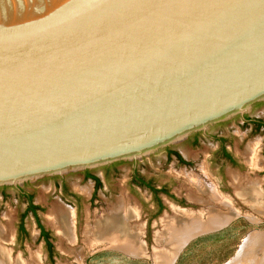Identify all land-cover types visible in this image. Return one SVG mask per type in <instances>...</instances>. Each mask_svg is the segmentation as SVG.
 Segmentation results:
<instances>
[{"label":"water","instance_id":"obj_1","mask_svg":"<svg viewBox=\"0 0 264 264\" xmlns=\"http://www.w3.org/2000/svg\"><path fill=\"white\" fill-rule=\"evenodd\" d=\"M264 101V0H0V188L139 161Z\"/></svg>","mask_w":264,"mask_h":264},{"label":"rangeland","instance_id":"obj_2","mask_svg":"<svg viewBox=\"0 0 264 264\" xmlns=\"http://www.w3.org/2000/svg\"><path fill=\"white\" fill-rule=\"evenodd\" d=\"M249 115L264 118V101L255 105ZM242 121L241 118L235 117L222 122V125L212 126L208 134L201 137L198 146H193L188 141L191 136L183 142L171 146L177 148L186 159L191 160V166L178 164L176 160L167 161L166 149H164L139 161H122L118 164L117 172H112L108 178L105 175L104 167L93 169V172L103 181V187L99 190L94 203H91L90 200L94 182L92 179L84 178L83 171L60 176L64 177L71 190L82 197L80 204L69 196L66 197L70 201L72 200L71 202L65 197L63 198L61 189L56 187V179L53 177L27 182L19 188L8 186L5 197L0 191V227L8 226L10 236V241L3 243L11 249L10 253L13 254L14 260L19 258L25 264H162L159 253L165 248V245L161 246L163 243L159 241V237L162 236V233L166 236L165 221L174 219L179 210L176 209L171 198L169 200L162 194L166 208L152 222L151 235L146 237V221L151 216L155 201L153 194L148 189L131 184L130 179L136 166L142 173L155 177L158 184L168 183L172 192L180 197L188 198L189 194L194 193L195 199L186 205L187 209L200 211L210 204V201L204 202L201 199L205 197L199 192L198 185L192 183L191 177L193 176L197 179L198 184L216 187L226 196L228 195L229 197H227L233 199L232 201L239 211V214H234L235 216L226 224L201 230L192 235L178 250L177 256L171 264H264V216L238 197L234 185L231 184L232 181L230 183L232 179L229 174L234 171L241 174L243 178L245 177L244 179L258 180L264 191V156L262 152L264 135L260 131L251 133L250 126L243 127ZM213 134L226 136L227 147L237 159V165L223 163V160L218 158L219 142L210 136ZM249 144L259 146L257 151L260 156V167H251L246 162L244 153L250 146ZM200 179L202 180L200 181ZM22 188L33 192L36 203L44 209L40 210L39 216L42 224L53 234L56 250L54 257H51L47 244L40 237L38 220L32 214L26 219L28 236L20 237L18 225L21 213L26 206L25 199L20 195ZM123 198L128 200V206L135 211L134 215L127 218V220L129 219L127 222L131 223L130 234L143 236L144 242L141 243L144 246V252L141 254L129 253L117 246H112L110 242H101L100 239L87 240L86 225H89V222L90 225H95L97 219L121 208ZM214 206L225 212L230 211L228 207L224 209L218 205ZM55 207L73 212L76 235V241L73 243L67 242L64 238L60 239L58 230L48 221L47 215ZM250 215L257 219L250 218ZM255 236L260 237L258 239L261 241L254 245ZM251 248L252 251H250ZM33 260L35 261L33 262Z\"/></svg>","mask_w":264,"mask_h":264},{"label":"bare ground","instance_id":"obj_3","mask_svg":"<svg viewBox=\"0 0 264 264\" xmlns=\"http://www.w3.org/2000/svg\"><path fill=\"white\" fill-rule=\"evenodd\" d=\"M257 148L259 149V146L256 147V145H250L247 147L244 153L246 157V162L251 167H260V156L258 154ZM230 175L237 196L240 197L246 203H248L249 206L253 208V210H256V212L264 216V191L259 181L253 180L252 178L251 180L244 179L245 177L243 178L241 174L236 173L234 171L230 172ZM191 180L194 185H198L196 186L198 187L201 195H204L205 198L201 199H203L204 202L210 201L211 205L208 204L209 206L207 208H203L200 211L176 208L180 211H178L177 213V218L175 217L172 220L165 221L166 236H164L162 233V236L160 235L161 237H159V241L163 243V245L161 246L164 247L165 245V248L159 253V255L161 256L162 264H171V262H173V260L176 258L178 250L183 244L186 243V241L192 235L198 233L201 230H207L208 228L212 229L214 227L222 226L226 224L231 218H233V216H235L234 214H239L235 203L232 201L233 199L231 200L230 198H228V195L227 197L222 191H220L216 187L206 186V184L204 186V184L202 185L201 183L198 184L197 179L193 176L191 177ZM201 180L202 179H200V181ZM193 194H189V198H191L192 200L195 199ZM127 201L128 200L126 198H123V201H121L123 203L121 208L117 209L116 211H112L110 214L105 215L101 219H97L96 223H94L95 225H90L89 222V225H86L87 228L85 229V233L89 237H87V240L89 239L90 241L91 239H100L101 242H110L112 246H117L118 248H121L132 254L143 253L144 246L141 243L143 241L142 237L132 235L130 234L131 232L129 233V226H131V223L127 222L129 220H127V218L130 215H134L135 211L128 206ZM214 205L221 206L224 209L228 207L230 211L228 210V212H225L223 210H219V208ZM250 218L255 220L257 219V217H254L253 215H250ZM47 219L50 224L58 230V233L61 237L60 239L64 238L67 240V242L70 243L76 241V235L74 232L75 223L73 221V212L63 210L59 207H55L49 212V214L47 215ZM3 227H0V264H25L19 258L17 260H14L12 254L7 249L6 245L3 243L6 241L8 242L10 238L8 233V226L5 228ZM156 237L158 239V235ZM258 238L260 237L255 236L254 240L252 238L254 245L256 243L259 244V242L261 241V239ZM98 242L100 243V241ZM240 251L238 252V254L240 253ZM250 251H252V248L250 249ZM34 259L36 258L34 257ZM34 261L35 260H33V262Z\"/></svg>","mask_w":264,"mask_h":264},{"label":"flooded vegetation","instance_id":"obj_4","mask_svg":"<svg viewBox=\"0 0 264 264\" xmlns=\"http://www.w3.org/2000/svg\"><path fill=\"white\" fill-rule=\"evenodd\" d=\"M236 118H241L243 120L242 123H241L243 127L245 125L250 126L251 133L260 131L264 135V118L258 117V116H251L249 114L245 115L244 117L243 116H237ZM223 123H220V124L222 125ZM220 124H218V125H220ZM203 135H205V134L201 133V132L195 133L188 139V141L193 146H198L200 144V142H201V137ZM210 136L213 137L214 139H217L218 142H219V148H218V151H217L218 156H219L218 158L223 160V163H230L231 165H237V159L235 158L233 153L227 147V144H226L227 143V138H226V136L220 135V134H213V135H210ZM262 152H263V156H264V139H263V150H262ZM166 154H167V156H166V160L167 161L176 160L178 162V164L186 165V166H191V164H192V161L186 159L177 148H174V147L167 148L166 149ZM120 163L121 162H117V163H114V164H111L109 166L104 167L105 172H106L105 175H106L107 178L109 177V175L112 172H114V173L117 172V170H118L117 167H118V164H120ZM83 173H84V178L92 179L93 182H94V187H93V190H92L91 196H90L91 203H94L96 201V199H97L99 190L103 187V181L100 178V176H98L97 174H95L93 172V170H85V171H83ZM229 176H230V174H229ZM53 178L56 179V187L57 188L59 187L61 189V194H62L63 198L65 197V199L70 201V199H68L66 197V196H69L70 198L74 199L78 204L81 203L82 197L77 192H75V191H73V190H71L69 188V186L66 183L64 177H60V176L56 177L55 176ZM230 179H231V176H230ZM231 181L232 180H230V183H231ZM130 182L134 186L148 189L153 194V199L155 201V205L152 208V212H151L150 218L148 217L147 221H146V223H147L146 224L147 225L146 237L147 238L151 235L150 234V232H151L150 228L152 226V222L156 218H158L159 214H161L164 211V209L166 208V205L164 203L162 194H164L166 197H168L169 200L171 198L172 202L175 204L174 206H176V208H180V209H184V210H190V209L186 208V205H188L193 200L188 199L189 198L188 196H187L188 198H186L185 196H182V197L178 196L177 194L172 192V190L169 187L168 183H163L161 185L158 184L157 179L155 177H153L151 175L149 176V175H147L145 173H142L140 170L137 169L136 166H135L134 171L132 173V177L130 179ZM7 188L8 187H6V186L0 188V191L4 194L3 195L4 197L6 196ZM20 195L25 199L26 206H25V209L21 213L20 220H19V225L21 223L22 214H24L27 211L29 206L30 205L38 206L37 209H33V210L31 209L27 213V216L24 219V222H25L24 225H25L27 233H25V234L21 233L20 232V226L18 225L20 237H24V236H28V228H27V225H26L27 217L32 214L35 218H36V215L40 218L39 212H40V210H44V209H43V207L40 204L36 203L33 192L26 191V190L23 189L20 192ZM138 217H139V213H138ZM137 218L135 219V221L137 220ZM40 222H41V220H40ZM44 228H45L46 231L49 232L50 238L48 240L51 241L53 246H54L53 236H52L53 234L45 226H44ZM143 228H144V226H143ZM39 229H40V237L42 239H44L45 243L47 244V240L43 236H41L42 235V229L40 227H39ZM48 248H49V246H48ZM9 251L11 252V249H9ZM55 254H56V250H55V246H54V253L50 252V255H52V257H54Z\"/></svg>","mask_w":264,"mask_h":264},{"label":"trees","instance_id":"obj_5","mask_svg":"<svg viewBox=\"0 0 264 264\" xmlns=\"http://www.w3.org/2000/svg\"><path fill=\"white\" fill-rule=\"evenodd\" d=\"M37 208H38V206H36V205H30L29 208L27 209V211L24 214H22L21 223L19 225L20 226V232L21 233H24V234L27 233L26 228H25V225H24L25 224L24 219L27 216V213L31 209L33 210V209H37ZM36 218L38 220L39 227L42 229V235L41 236H43L47 240V246H49L50 252H53L54 253V246H53L52 242L48 240L50 238L49 232L45 230L43 224L40 222V218L37 215H36ZM51 257H52V255H51Z\"/></svg>","mask_w":264,"mask_h":264}]
</instances>
